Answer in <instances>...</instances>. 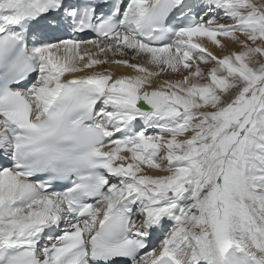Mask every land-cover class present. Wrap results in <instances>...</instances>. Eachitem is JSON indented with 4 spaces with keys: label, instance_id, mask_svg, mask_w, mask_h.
Masks as SVG:
<instances>
[{
    "label": "snow or ice",
    "instance_id": "snow-or-ice-1",
    "mask_svg": "<svg viewBox=\"0 0 264 264\" xmlns=\"http://www.w3.org/2000/svg\"><path fill=\"white\" fill-rule=\"evenodd\" d=\"M0 264H264V0H0Z\"/></svg>",
    "mask_w": 264,
    "mask_h": 264
},
{
    "label": "bare ground",
    "instance_id": "bare-ground-1",
    "mask_svg": "<svg viewBox=\"0 0 264 264\" xmlns=\"http://www.w3.org/2000/svg\"><path fill=\"white\" fill-rule=\"evenodd\" d=\"M213 50L215 51V49H213ZM113 70H114V71H121V72H122V71H125L124 69H119V70H117V69H115V68H113Z\"/></svg>",
    "mask_w": 264,
    "mask_h": 264
}]
</instances>
